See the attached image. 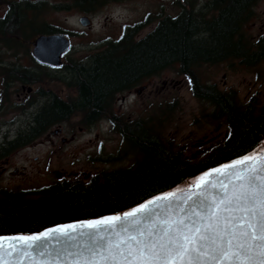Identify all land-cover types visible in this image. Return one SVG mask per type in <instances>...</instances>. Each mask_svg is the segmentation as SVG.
<instances>
[{
  "label": "trees",
  "instance_id": "1",
  "mask_svg": "<svg viewBox=\"0 0 264 264\" xmlns=\"http://www.w3.org/2000/svg\"><path fill=\"white\" fill-rule=\"evenodd\" d=\"M102 1L74 0L72 4L54 7L74 6L92 11ZM194 1L189 0L187 6L183 5L177 16L161 18L154 29L140 39H134L138 27H130L109 48L93 54L88 64L66 66V72L72 77L75 96L68 102L54 99L45 103L35 118V124L21 134L23 143L18 142L15 147L43 135L53 124L66 121L73 115H79V122L84 126L105 117L126 143L122 154L130 151L139 154L136 164L98 171L87 179L67 178L40 188L0 191V235L33 233L58 223L121 211L209 167L243 154L263 140L264 110L253 117L250 111L241 112L234 105L229 109L222 94L199 78L191 79L196 93L199 89L201 97L223 109L233 131L232 141L215 145L218 153L215 156L199 160L187 158L173 149L171 143H165L156 130L149 131L144 122H121L112 110L114 94L130 88L143 75L175 63L186 68L201 62H218L239 48L233 41L234 35L250 21L257 0H208L205 9L212 12L208 17L204 7L198 12L195 10ZM0 4L9 8L0 20V40L7 39L2 44L13 50L17 51L24 45L21 41L34 33L65 32L46 22L37 26L38 15H28V12L38 14L46 9L47 3L43 0L36 3L0 0ZM255 48L257 51L250 54L249 64L264 56V35ZM29 77L26 83H34L39 78L35 75Z\"/></svg>",
  "mask_w": 264,
  "mask_h": 264
},
{
  "label": "rangeland",
  "instance_id": "2",
  "mask_svg": "<svg viewBox=\"0 0 264 264\" xmlns=\"http://www.w3.org/2000/svg\"><path fill=\"white\" fill-rule=\"evenodd\" d=\"M14 1L36 3L40 0ZM43 1L47 3L46 9L38 14L28 12V15H38L37 26L46 22L65 30L64 34L70 41V48L62 55L63 66L48 67L35 60L31 42L39 35L37 33L22 40L24 45L18 48V52L0 44V63L37 71L41 73V77L37 84L30 83L33 89L39 88L49 92L52 90L59 92L63 89L61 91L64 95L67 94L71 98L76 92L74 87L65 84L66 79L72 80L70 74L66 72V66L74 63L88 64L93 54L109 48L110 44L117 42L130 27H138L137 38L145 36L154 29L159 19L177 16L183 5L187 6L189 2V0H103L94 10L83 11L74 6L63 9L54 7L59 4H72L74 0ZM207 3L208 0H195L193 4L197 12L204 7L203 10L208 17L212 12L205 9ZM6 11V4H0V16ZM253 11L254 19L248 24L250 37L255 35L260 27L264 28V0H257ZM83 16L89 19L86 26L80 21ZM237 70L228 73L225 64H215L199 66L196 72L203 83H216L222 86V83L227 81L229 85L238 87L242 93L246 92L247 84L253 77L260 83L264 80V61L256 66L250 65ZM223 74L226 75L223 77ZM182 77L178 67H170L154 77V80L159 83L165 79L173 80L176 82L175 87L170 86L162 93L155 94L153 100L146 99L145 96L137 99L126 94V100L122 102L121 95H118L115 104L113 103L116 98L112 100V110L121 122L127 121L128 117L145 119L146 116H150L153 129L159 133L162 140L171 143L173 149L179 151L185 141L193 142L196 138L210 134V130H215L217 124L207 115L210 107L192 95L190 80L186 78L184 85L178 84L183 80ZM10 94V108L3 118L0 116L2 122L0 141L4 132L9 133V138H14L28 130L37 109V106L27 110L15 108V94L13 91H10ZM32 97L37 100V94L33 93ZM39 100L40 97L37 102ZM118 111H121L120 114ZM79 121L80 116L73 115L63 123L62 135L67 138V143L63 144L60 138L54 136L53 142L48 141L43 135L12 149L8 155L9 164L5 166L8 172L19 169L24 171V174L3 173L0 178V191L40 188L67 178L86 179L82 172L94 174L102 170L127 168L136 164L139 154L132 151L122 154L126 143L108 118L104 117L90 126H84ZM186 151L185 157L192 160L204 158L196 154L192 157L190 153L192 149Z\"/></svg>",
  "mask_w": 264,
  "mask_h": 264
},
{
  "label": "water",
  "instance_id": "3",
  "mask_svg": "<svg viewBox=\"0 0 264 264\" xmlns=\"http://www.w3.org/2000/svg\"><path fill=\"white\" fill-rule=\"evenodd\" d=\"M31 43L48 66L70 48L64 33ZM0 264H264V139L121 211L0 235Z\"/></svg>",
  "mask_w": 264,
  "mask_h": 264
},
{
  "label": "flooded vegetation",
  "instance_id": "4",
  "mask_svg": "<svg viewBox=\"0 0 264 264\" xmlns=\"http://www.w3.org/2000/svg\"><path fill=\"white\" fill-rule=\"evenodd\" d=\"M185 1V0H184ZM187 1V0H186ZM9 12V8L7 7V11L3 13L0 16V20L4 18V16ZM252 16L250 18V21L254 19V11L252 12ZM160 20V19H159ZM158 20V21H159ZM157 24V23H156ZM249 21L240 27L238 32L234 35L233 41L239 46L237 50H232L225 58H223L220 61L216 62H201L199 64H196L194 66H188V67H182L180 63H175L173 65L167 66L161 70H157L153 73L143 75L141 79L131 86L128 89L116 92L111 100L116 98L114 100V103L118 100V95H121L120 100L124 102L126 100V94L133 95L137 99H141L144 96L147 98H153L155 94L162 93L163 91L167 90L171 87H175V81L173 80H162L160 83L156 82L154 80V77L159 76L161 73H163L164 70L170 68V67H178L180 75H182L183 80H180V85L185 84L186 78L190 80V90L192 92V95L199 101L205 102L209 107L210 111H208L207 115L212 119L213 121H216V127L215 130H210V134H205L200 138H196L193 142H190L189 140L185 141L182 147L179 149V151L186 156L187 155V149H192L191 155L192 157L196 155L208 157V156H215L217 155V151H215V145L224 143L225 141H232V135L233 131L230 128V123L228 122V117L226 114H223V109H221L217 104L211 102L210 100L201 97L200 90H195V86L193 85V82H191L192 78H199L196 70L199 68V66L203 65H215V64H225L229 71L235 72L238 71V68L243 69L244 67H249L250 65L256 66L259 62L264 61V56H259L256 60L253 62V64H249L250 54L257 51V48H255V44L258 42L260 37L264 35V28L260 27L259 31L250 37L249 35ZM253 24L255 25L254 21ZM20 39V38H19ZM135 40H138L140 38H137V36L134 38ZM7 39H1L0 44L6 42ZM3 55L1 56V58ZM39 63V62H38ZM43 65V64H42ZM48 66V65H45ZM60 67L63 66V62L59 65ZM59 66H48V67H59ZM6 67V68H4ZM0 116L3 118L5 113L10 108V101H11V94L10 91H13L16 98V103L14 104L15 108H20L21 110H27L28 108L36 107L37 109L33 115L32 122L30 123L28 129L35 124V118L36 116L42 111V108L44 107L45 103H48L51 100H60L62 102H68L72 98L69 97V95L65 94L61 91L63 89H60L58 92L57 90H39V88H36L37 90L33 89V86L30 85V83H26V78H30L29 75H35L39 78L41 77V73H38L37 71L32 70H21V69H9L8 66H5V64L0 63ZM227 74V72H226ZM223 74V77L226 75ZM39 78L34 81L33 84H37L39 81ZM72 81L65 80L66 85L71 86ZM227 81H224L222 83V86L217 85L216 83H205L206 85L210 86L213 90H216L223 96V102L226 103V107L231 109L235 107L238 108L241 112L250 111V113L254 116H258L261 111L264 110V80L258 82L256 78L253 77L252 81L248 82V89L245 93H242L241 90L238 87H234L233 85H229ZM199 91V92H198ZM37 94V100L40 97L41 100L37 102V100L32 97V94ZM153 100V99H152ZM37 102V103H36ZM39 103V104H38ZM236 103V105L234 104ZM38 104V105H37ZM148 107V104H146ZM121 111H118L117 113L120 114ZM119 119V117H118ZM67 121V120H66ZM66 121H62L60 123L53 124L43 135H45V138H47L48 141L53 142V136L55 138H60L61 142L67 143L68 140L66 137L62 135L63 128L62 125ZM121 121V120H120ZM128 122L136 123L138 121H142L145 123L147 129L149 131L153 130V124H152V118L150 116H146L145 119H138V118H131L128 117ZM1 124L0 122V133H1ZM57 126V127H56ZM55 127V128H54ZM81 129V128H80ZM26 130L25 132H27ZM41 135V136H43ZM191 135V133H190ZM21 133L16 135L14 138H9V133L4 132L2 140L0 141V178L3 175V173L8 172V169L5 165L9 164V152L12 149H15L17 146L16 144L18 142L23 143V139L21 138ZM41 136L37 137L40 138ZM21 139L20 141H18ZM36 139V138H35ZM33 139V140H35ZM264 139V138H263ZM33 140H26L29 142H32ZM17 141V142H15ZM28 142V143H29ZM253 148V147H252ZM251 148V149H252ZM249 151V150H248ZM222 154V153H221ZM239 156V155H238ZM10 175H18V174H24V171L19 169H14V171H9ZM91 173H85L82 172V175L87 179L89 178ZM59 175V173H57Z\"/></svg>",
  "mask_w": 264,
  "mask_h": 264
}]
</instances>
